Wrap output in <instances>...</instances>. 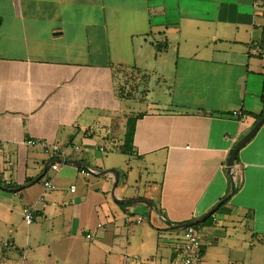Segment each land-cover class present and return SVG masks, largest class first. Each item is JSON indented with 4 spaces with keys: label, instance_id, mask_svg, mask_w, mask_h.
Instances as JSON below:
<instances>
[{
    "label": "crops",
    "instance_id": "obj_1",
    "mask_svg": "<svg viewBox=\"0 0 264 264\" xmlns=\"http://www.w3.org/2000/svg\"><path fill=\"white\" fill-rule=\"evenodd\" d=\"M252 2L0 0V264H24L41 238L55 264L102 248L124 264H180L171 227L206 216L232 184L194 226L198 264L252 263L264 247V124L227 170L263 109L264 59L249 48L264 49V12ZM54 159L82 167L51 163L29 186ZM82 234L98 248H79Z\"/></svg>",
    "mask_w": 264,
    "mask_h": 264
},
{
    "label": "built area",
    "instance_id": "obj_2",
    "mask_svg": "<svg viewBox=\"0 0 264 264\" xmlns=\"http://www.w3.org/2000/svg\"><path fill=\"white\" fill-rule=\"evenodd\" d=\"M252 8L258 12H264V0H253ZM249 55L253 57H259L264 59V49L257 43H253L249 48ZM27 146H41L46 154H57L59 152L58 146L48 145L40 142L39 140H27L25 142ZM7 166L10 168L11 163L8 162ZM7 186H11V181L6 182ZM45 191H51L53 186L50 182L44 183ZM74 191V188H71V192ZM40 202L44 201V197L41 196L39 199ZM22 217L24 223L28 226L33 222V212L31 206L27 205L22 208ZM140 224L141 219L136 221ZM100 227V226H98ZM181 240L183 243L182 246V256L180 264H198L201 259V242L199 239L198 231L195 227H188L181 231ZM87 239L90 238L89 235L86 236ZM138 260V258H136Z\"/></svg>",
    "mask_w": 264,
    "mask_h": 264
},
{
    "label": "rangeland",
    "instance_id": "obj_3",
    "mask_svg": "<svg viewBox=\"0 0 264 264\" xmlns=\"http://www.w3.org/2000/svg\"><path fill=\"white\" fill-rule=\"evenodd\" d=\"M144 224L149 225L146 221L144 222ZM42 232H39V235ZM38 235V232L36 233ZM92 235V234H91ZM84 241V235L82 234L81 237ZM37 241V239H35ZM38 242V241H37ZM98 240L96 239H92L90 241H84V242H79L77 243V246L81 249H86V248H98ZM43 240L42 238L39 239V244L34 245L30 247V249L27 251L28 255L26 256V260L23 261L24 264H55L54 261H50L47 257L48 255V250L46 247H44L42 245ZM103 245H106L105 243H103ZM257 244H255L256 246ZM124 246V242H122V246L120 248H122ZM79 248H77V251H81ZM105 248H102V251H100L99 253H96V257L91 256V260H88V262H84L85 258H80V256H82V254H79L77 256H67L66 254H64L67 257H61L59 258L61 262H59V264H124L125 261L120 257L117 256L115 254V257H109L108 254L105 252L104 250ZM257 250H259V253L256 256L253 257V261L251 264H264V247H256ZM23 256H25V254H23ZM121 258V259H120ZM129 259L127 260V264H136V262L138 263L139 261L131 258V256L128 257Z\"/></svg>",
    "mask_w": 264,
    "mask_h": 264
},
{
    "label": "water",
    "instance_id": "obj_4",
    "mask_svg": "<svg viewBox=\"0 0 264 264\" xmlns=\"http://www.w3.org/2000/svg\"><path fill=\"white\" fill-rule=\"evenodd\" d=\"M264 124V115L255 123V125L250 129V131L243 136L234 146L231 155L228 159V163H227V170L229 173L232 172L233 168H234V161L236 158L237 153L253 138V136L256 134V132L259 130V128ZM51 163H65V164H69V165H74V166H78V167H82L81 164L74 162V161H67V160H60V159H54V160H50L46 163L44 170L42 172V174L40 176H38L37 178H35L31 183H29L28 185H34L36 183H38L44 176L45 171L47 169V167L49 166V164ZM107 173H113L114 174V178H115V184L117 182V175L116 173H114L113 171L110 172H104V174ZM21 189L17 190L20 191ZM15 191V192H17ZM234 193V184H232V188H231V192L230 194L224 198L223 200H221L206 216H204L203 218L194 221V222H190V223H185L182 225H177V226H172L171 230H184L188 227H194L200 223H203L206 219H208L209 217H211L213 215V213L224 203L226 202L229 197Z\"/></svg>",
    "mask_w": 264,
    "mask_h": 264
},
{
    "label": "trees",
    "instance_id": "obj_5",
    "mask_svg": "<svg viewBox=\"0 0 264 264\" xmlns=\"http://www.w3.org/2000/svg\"><path fill=\"white\" fill-rule=\"evenodd\" d=\"M263 109L261 114L257 117V121L264 115V93H263ZM134 126H135V120L129 119L126 125V133L124 136V143L121 147V152L123 154H128L132 152V143H133V136H134ZM32 180H29L31 182ZM212 219V216L209 217L206 222H209Z\"/></svg>",
    "mask_w": 264,
    "mask_h": 264
}]
</instances>
